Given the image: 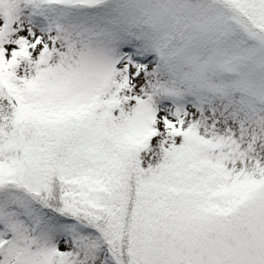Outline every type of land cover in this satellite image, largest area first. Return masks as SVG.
I'll return each mask as SVG.
<instances>
[{
  "label": "snow or ice",
  "instance_id": "6c2138e0",
  "mask_svg": "<svg viewBox=\"0 0 264 264\" xmlns=\"http://www.w3.org/2000/svg\"><path fill=\"white\" fill-rule=\"evenodd\" d=\"M0 264H264V0H0Z\"/></svg>",
  "mask_w": 264,
  "mask_h": 264
}]
</instances>
